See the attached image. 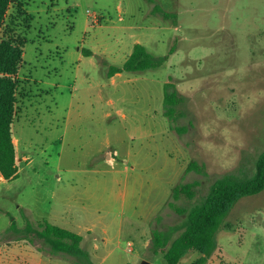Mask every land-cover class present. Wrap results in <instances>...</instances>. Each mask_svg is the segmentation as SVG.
I'll return each mask as SVG.
<instances>
[{"label":"rangeland","instance_id":"1","mask_svg":"<svg viewBox=\"0 0 264 264\" xmlns=\"http://www.w3.org/2000/svg\"><path fill=\"white\" fill-rule=\"evenodd\" d=\"M5 26L27 43L13 126L19 177L0 181V264H30L31 251L47 260L48 245L26 233L41 223L84 239L85 255L62 264H166L153 234L176 227L175 240L188 223L169 207L173 189L199 184L176 202L191 211L216 180L255 175L264 0H16ZM136 44L167 62L109 78ZM168 82L182 100L174 121ZM206 264H264V191L234 206Z\"/></svg>","mask_w":264,"mask_h":264},{"label":"trees","instance_id":"2","mask_svg":"<svg viewBox=\"0 0 264 264\" xmlns=\"http://www.w3.org/2000/svg\"><path fill=\"white\" fill-rule=\"evenodd\" d=\"M16 0H0V177L11 182L19 177L18 155L13 141V126L19 115V93L21 81L19 72L24 65L25 38L15 32L10 26H5L7 14ZM19 15H23L19 5ZM161 13L164 18L168 14ZM29 27V26H27ZM86 54L91 55L88 51ZM168 57L153 56L142 44H136L125 63L111 66L108 77L112 78L124 72H144L159 69L167 62ZM173 83L165 85L164 107L165 116L174 121L176 108L181 103ZM181 132V130H179ZM190 170L201 172L200 167L193 163ZM197 182L186 183L173 189V202L169 207L178 215L187 214L188 223L183 233L175 240L172 236L177 230L170 227L168 231H156L153 234L152 245L155 255H162L166 264H180L192 251L198 252L201 257L196 264H206L216 249V237L225 223L226 218L244 197L254 196L264 191V151L256 163V172L252 177H237L225 175L216 180L204 202L187 211L179 207L176 202L182 197L193 199ZM12 224L11 230H15ZM27 235L33 239L43 241L54 254H65L70 257L85 255L81 247L83 238L74 232L50 223H41L37 228L26 226Z\"/></svg>","mask_w":264,"mask_h":264},{"label":"crops","instance_id":"3","mask_svg":"<svg viewBox=\"0 0 264 264\" xmlns=\"http://www.w3.org/2000/svg\"><path fill=\"white\" fill-rule=\"evenodd\" d=\"M132 53V52H131ZM118 75V74H117ZM17 138L13 135V141L14 143L17 142L16 140ZM17 152H18V148L17 145L15 143ZM27 157H23L22 159H20L21 162L26 161ZM19 161V158H18ZM20 162V163H21ZM19 163V162H18ZM5 181L2 177H0V181ZM6 182V181H5ZM91 236V235H90ZM89 236V237H90ZM87 242H89V238H86ZM84 241V239H83ZM82 241V243H83ZM15 252V251H14ZM18 256L19 254L16 253ZM49 258L47 260H44L42 258V254L39 253V251H31V253L29 254V263L30 264H62V262L68 263L69 261V257L68 255H66L67 257H65V254H54L52 253L50 250L48 251V253L46 254ZM15 256V255H14ZM74 258V257H73Z\"/></svg>","mask_w":264,"mask_h":264},{"label":"water","instance_id":"4","mask_svg":"<svg viewBox=\"0 0 264 264\" xmlns=\"http://www.w3.org/2000/svg\"><path fill=\"white\" fill-rule=\"evenodd\" d=\"M142 264H151V263H149V262H147V261H144Z\"/></svg>","mask_w":264,"mask_h":264}]
</instances>
